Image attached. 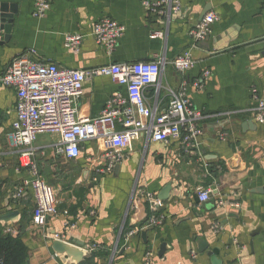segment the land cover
Masks as SVG:
<instances>
[{
    "label": "crops",
    "instance_id": "obj_1",
    "mask_svg": "<svg viewBox=\"0 0 264 264\" xmlns=\"http://www.w3.org/2000/svg\"><path fill=\"white\" fill-rule=\"evenodd\" d=\"M152 1L164 2L51 0L36 16L35 0H0L16 8L7 40L0 30V74L30 49L75 69L164 59L159 83L144 91L148 106L164 111L172 90L186 82L190 102L207 115L198 151L186 153L179 142L154 141L143 132L111 170L104 155L109 142H84L80 156L69 158L56 153L59 134H39L34 159L56 193L57 213L36 226L32 191L13 199L27 173L11 139L17 95L0 84V215L19 212L0 224L14 225L16 235L23 227L30 264H63L52 248L54 234L87 246L84 264H264V122L256 119L254 98L264 100V0ZM209 12L217 20L198 42L191 31ZM105 17L125 27L112 52L92 34ZM76 33L84 39L74 52L65 37ZM185 53L195 64L178 72L171 60ZM118 95L127 97L126 86L96 76L76 100L78 114L98 116ZM198 189L211 190V198L201 203ZM152 215L161 223L149 225Z\"/></svg>",
    "mask_w": 264,
    "mask_h": 264
},
{
    "label": "built area",
    "instance_id": "obj_2",
    "mask_svg": "<svg viewBox=\"0 0 264 264\" xmlns=\"http://www.w3.org/2000/svg\"><path fill=\"white\" fill-rule=\"evenodd\" d=\"M163 2L144 0L148 6ZM50 6L51 0H35V15H44ZM173 9L178 12L180 7L173 5ZM216 20L214 12L207 13L191 31L195 40H205ZM124 32L123 25L113 18L105 17L94 24L92 34L97 44L107 52H112ZM83 39L82 34H68L65 46L76 52L81 48ZM166 64L164 59H152L81 69L66 68L38 58L34 49L24 51L11 60L7 69L0 74V84L13 88L17 95V117L12 124L11 139L20 149V165L27 173L15 188L13 199L17 201L29 190L32 191L33 224L44 226L57 213L56 193L41 176L39 165L34 159V142L41 133L59 134L56 153L69 158L80 156L84 142L94 139L109 142L111 150L104 154L109 160L108 170L121 160L122 150L130 147L133 140L143 132H148L154 141L179 142L186 153L198 151L204 135L201 121L207 115L190 102L186 82L178 92L172 90L168 107L164 111L157 113L146 102L145 89L159 83ZM171 64L178 72L185 73L194 66L195 61L189 53H185L173 58ZM208 75L209 71H206L205 76ZM96 76H108L114 82L126 86L127 97L115 96L100 115L82 117L78 114L76 100L82 95L85 82ZM254 98L257 100L256 119L263 123L264 100L256 96ZM117 125L121 128L117 129ZM145 194L148 199L155 201L154 196L147 192ZM198 198L201 203L208 201L211 190L198 189ZM160 223L158 217L152 215L148 224ZM4 232L16 234L17 230L14 225H9L4 228ZM136 232L131 231V234ZM52 237L62 239L60 234Z\"/></svg>",
    "mask_w": 264,
    "mask_h": 264
},
{
    "label": "water",
    "instance_id": "obj_3",
    "mask_svg": "<svg viewBox=\"0 0 264 264\" xmlns=\"http://www.w3.org/2000/svg\"><path fill=\"white\" fill-rule=\"evenodd\" d=\"M15 13L16 8L14 4L0 2V30L5 31V40L9 38ZM2 44L3 41L0 40V45ZM18 215V211L2 214L0 215V222L16 220ZM142 236L146 240L147 231L144 230ZM164 245L165 244H163L162 248H164ZM52 248L55 255L63 264H82L87 253L86 250L88 249V247L81 242L71 243L62 239H54L52 242ZM209 254L212 256L213 251L211 250Z\"/></svg>",
    "mask_w": 264,
    "mask_h": 264
},
{
    "label": "trees",
    "instance_id": "obj_4",
    "mask_svg": "<svg viewBox=\"0 0 264 264\" xmlns=\"http://www.w3.org/2000/svg\"><path fill=\"white\" fill-rule=\"evenodd\" d=\"M23 234V227L16 235L4 232L0 224V264H30V251L24 242Z\"/></svg>",
    "mask_w": 264,
    "mask_h": 264
}]
</instances>
